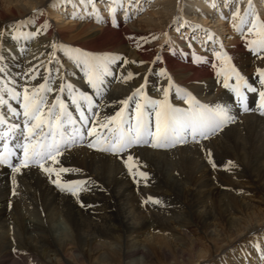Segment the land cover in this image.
Here are the masks:
<instances>
[{"label":"bare ground","instance_id":"6f19581e","mask_svg":"<svg viewBox=\"0 0 264 264\" xmlns=\"http://www.w3.org/2000/svg\"><path fill=\"white\" fill-rule=\"evenodd\" d=\"M237 4L241 15L249 9L250 17L264 21V0H0V90L7 85L22 91L49 77V86L57 91L48 100L55 102L59 96L79 127L68 84L73 94L92 97L99 115H90V119L102 120L115 115L123 107L119 101L141 83H146L145 95L161 98L158 89L167 87L170 77L174 104L184 106L176 98L178 86L202 103L227 105L233 117L225 130L199 144L189 137L187 143L175 147H134L130 154L148 174L146 181L129 175L124 164L128 153L121 159L91 149L87 146L91 138L77 143L58 157L59 165L52 166L79 170L61 174L62 180L91 181L79 197L84 207L35 166L16 174L13 195L11 169L0 165V264H81L83 260L116 264L124 259V264H144L153 256L152 250H146L148 244L156 246L154 254L168 258L181 249L171 247V242L182 240L186 229L219 235L222 226L236 233V240L219 248L213 260L198 259L195 264H264V231L247 239L264 223H248L239 233L243 218L257 214L256 200L264 199V114L258 109V92L245 90V111L230 89L223 87V77L216 76V70L226 65L214 52L223 51L245 80L259 88L256 69L264 68V59L250 51L245 36L233 27L236 20L231 13ZM35 9L41 10L40 15H32ZM25 18L31 23L22 33L42 28L45 20L49 26L34 38L16 33L21 38L13 40L9 29ZM52 42L98 56L119 55L128 63L111 64V74L104 77L97 93L63 51L57 49L53 55ZM30 69L36 78L28 81L25 74ZM161 69L164 76L159 75ZM128 72L133 76L126 80ZM61 84L63 92L59 91ZM5 102L22 112L16 100L5 95ZM82 110L87 107L82 105ZM134 110L135 100L125 115H133ZM0 116L9 123L23 121L22 115L14 118L6 107H0ZM151 127L154 130V115ZM208 151L215 167L208 163ZM148 197L173 201L176 208L145 203ZM60 222L69 232L57 238L52 226Z\"/></svg>","mask_w":264,"mask_h":264},{"label":"snow or ice","instance_id":"6c2138e0","mask_svg":"<svg viewBox=\"0 0 264 264\" xmlns=\"http://www.w3.org/2000/svg\"><path fill=\"white\" fill-rule=\"evenodd\" d=\"M40 13V9H35L32 15L37 16ZM111 14L115 22V8L111 10ZM231 15L236 20L233 27L245 36L250 51L258 59H264V21L256 16L250 17L249 9H244L243 15H241L238 4ZM97 20L98 22L100 20L98 13ZM28 23L31 21L25 18L12 24L9 33L13 40H19L21 35L34 38L47 30L49 26V22L45 20L42 28L26 34L22 33V29ZM181 27H187V25H179L177 30L179 31ZM16 33H21V35ZM208 39H213L211 34H208ZM50 47L53 50V55L59 49L70 60H73L76 66L83 71L87 78V84L97 93L102 90L104 77L111 74V64L118 60L128 63L127 60H122L119 55L98 56L78 48L67 47L63 44L58 45L56 42H52ZM214 55L222 65H226V67L216 70V76L218 78L223 77V87L230 89L235 95L236 101L245 111L248 110L245 90L253 93L258 92V109L261 114H264V68L258 67L256 69L259 79V88H256L248 83L240 72L231 65L230 58L225 52L215 51ZM158 60L159 57H157ZM51 62L49 61V63ZM213 67L215 68L216 65ZM2 71L3 69H0V72ZM159 75L164 76L165 70L161 69ZM132 76L133 73L128 72L125 79H131ZM35 78L34 69H30L29 73L25 74V79L28 81ZM232 78L235 79L234 84L230 83ZM44 81V83H39L31 88L24 86L22 91L15 87H7V85L3 90H0V107H6L7 112L11 113L14 118L23 116L22 124L9 123L4 116H0V127L4 128V131L0 132V146H2L0 165H6L11 169L14 186L13 195L16 194V174H21L23 169H30L35 166L46 173L61 192L76 197L81 206L84 207L86 205L79 200V197L82 192L88 189L91 181L62 180L61 174L79 170L52 166L59 165L58 157L71 147L76 146L77 143L83 142L86 138H91L87 145L91 149L111 153L121 159H124V154L128 153L124 164L129 175L134 179L139 177L146 181L148 174L140 170L138 158L130 154L134 147L141 145H150L154 149L175 147L177 144L187 143L189 137L194 144H199L202 140L210 139L233 120L227 105L202 103L191 92L178 86L175 88L176 98L184 106L174 104L170 99V90L174 85L169 77L168 86L158 89L162 92L161 98H149L144 93L146 83H141L130 96L119 101L123 107L115 115L105 116L102 120L90 119V115L92 117L99 115L95 110L96 106L92 97L84 93L73 94V86L68 84L71 102L79 113V127H77V120L73 118L72 113L68 111L67 106L59 96L56 97L55 102L50 103L47 97L57 89L49 86V77H45ZM59 91H64L63 84H61ZM5 95L10 100H16L22 112L13 108L11 103L6 104ZM133 100H135L134 114L126 116L127 106ZM82 105L87 107V111L82 110ZM153 115L155 119L154 130L151 127ZM10 140L15 142L10 143ZM17 149L19 155H17ZM13 157L16 159L14 160ZM208 163L215 167L210 151H208ZM53 176L54 179H52ZM148 201L159 202L152 197H148L145 203Z\"/></svg>","mask_w":264,"mask_h":264},{"label":"rangeland","instance_id":"374dc122","mask_svg":"<svg viewBox=\"0 0 264 264\" xmlns=\"http://www.w3.org/2000/svg\"><path fill=\"white\" fill-rule=\"evenodd\" d=\"M221 85L222 84L219 83L217 86H221ZM226 127L227 126H224L223 129L221 131H219L215 135H218L219 133H221L223 130L226 129ZM163 201L161 200L158 203H156L155 205L163 206L165 209H166L167 206L168 207L170 206V208L173 207V209H174V207L176 208V206H175L176 204L173 205V201H170V200H163ZM256 201L258 202V204H257L258 207H256V213L258 215L254 214L252 216H247V218H243V220H242V223H243L242 229H241V231L239 233L244 231L243 229L245 228V226L248 223H254V224H259V225L264 223V199H262V201H259V200H256ZM166 212L167 211H164V210L161 211L160 210L159 213H161V214L165 213L164 215H166V217H167L170 214H167ZM263 226L264 225L260 226L259 229H257V231L255 233H253V235H249V237L247 239L248 240L252 239L256 235V233H258L259 231L263 232L264 231ZM52 227L54 229L53 230V235L56 236L57 238H60V236L62 234H65L66 232H69L68 228L61 222L54 224ZM220 229H222V231H221V233L219 235H213V234L210 235L209 233H207L205 231H200L199 229H196L194 227H190V228L186 229L185 230L186 234L184 235L182 240H180L179 238L178 239L176 238V241L173 240L175 242H171V243H173V246H171V247L174 248L175 246L176 247L179 246L181 249L179 251H177L178 253L176 252L177 254L175 256L171 255L168 258L165 257V256H162L160 254H154L156 246L154 247L153 243L151 245L148 244L146 250H148V248L150 250H152L153 256L150 258L149 261L145 262V259H144V262H145L144 264H195V261H197L198 259L199 260L205 259L206 262L207 261H211V260H213L215 258L219 248H221L223 246H226V245H228L231 242H234L236 240V237H235L237 235L236 233L228 232V229L225 226L220 227ZM174 243H175V245H174ZM152 252H151V254H152ZM139 259L140 258H138V260ZM120 260H121V258H120ZM125 260L126 259L121 260L122 262L116 263V264H124L125 262H123V261H125ZM84 261L85 260H83L81 264H93V263H95V262L86 263V261L85 262Z\"/></svg>","mask_w":264,"mask_h":264}]
</instances>
